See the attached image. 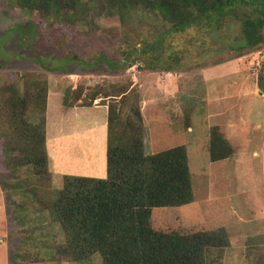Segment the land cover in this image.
Wrapping results in <instances>:
<instances>
[{
    "label": "rangeland",
    "instance_id": "1",
    "mask_svg": "<svg viewBox=\"0 0 264 264\" xmlns=\"http://www.w3.org/2000/svg\"><path fill=\"white\" fill-rule=\"evenodd\" d=\"M242 11L253 14L250 6L241 7L239 16L229 15L222 25L200 22L173 32L147 11L131 10L125 18L107 13L102 0H89L73 23L56 17L46 22L0 0V88L45 82L62 99L68 91L77 92V100L69 96L73 104L92 102L96 92L93 102L127 109L118 110L122 119L131 103L137 105L146 153L186 146L195 195L189 204L153 208V226L179 232L225 228L229 245L216 264H264V92L259 87L264 43L243 46ZM133 59L136 64L130 66ZM116 85L127 95L138 93L137 102L131 95L121 104ZM213 126L233 147L218 161H211L208 150ZM2 144L0 139V264H102L99 253L82 262L47 256V233L56 231L60 243L65 238L59 222L40 225L39 219L51 223L46 210L25 216V229L35 227L32 231L19 227L7 202H25V194L35 192L36 179L31 166L11 175ZM61 177L44 176L39 196L47 200L63 185ZM17 179L24 181L22 189L12 186ZM15 247L40 252L8 261Z\"/></svg>",
    "mask_w": 264,
    "mask_h": 264
},
{
    "label": "trees",
    "instance_id": "2",
    "mask_svg": "<svg viewBox=\"0 0 264 264\" xmlns=\"http://www.w3.org/2000/svg\"><path fill=\"white\" fill-rule=\"evenodd\" d=\"M8 1L46 22L56 17L73 23V17L82 16L89 6V0ZM102 1L107 13H118L121 18L127 17L131 10L158 15L157 19L167 24L164 30L173 32L185 31L200 22L222 25L229 15H238L241 7L250 6L253 14L242 11L240 18L245 37L243 46L252 49L264 43V0ZM134 64L135 59L130 61V66ZM31 85V88H19L10 84L0 88L1 153L11 175L31 166L32 178L36 179L35 192L31 195L23 192L27 197L25 202H7L19 227L32 231L35 227L25 229L28 225L25 216L45 210L51 215V223L39 219L40 225L59 222L62 227L65 242L56 241L58 233L53 229L47 233L51 242L46 244L47 256L82 262L99 253L102 264H216L220 250L229 245L225 228L179 232L153 226V208L189 204L195 195L186 146L146 153L142 112L133 103L123 119L119 111L127 110L124 106L119 111L112 106L108 108L107 176L66 174L63 185L54 189L47 200L40 197L39 182L52 174L46 141L48 87L45 82L32 81ZM120 87L112 88L122 95L121 104L131 99V95L137 102L138 93L132 91L127 95L126 88ZM259 87L264 92V77L259 78ZM71 92L64 94V105L73 104L69 96L74 91ZM75 93V99L79 98ZM95 94L92 102L80 105H92ZM36 108L40 110L37 115ZM208 150L211 161L225 159L233 153V147L218 126L211 128ZM23 182L17 179L12 186L22 189ZM29 199L33 203H27ZM36 251L15 247L8 261L36 258L40 252Z\"/></svg>",
    "mask_w": 264,
    "mask_h": 264
},
{
    "label": "crops",
    "instance_id": "3",
    "mask_svg": "<svg viewBox=\"0 0 264 264\" xmlns=\"http://www.w3.org/2000/svg\"><path fill=\"white\" fill-rule=\"evenodd\" d=\"M108 106L64 105L62 94L49 89L46 141L52 177L107 176ZM63 183V180L61 181Z\"/></svg>",
    "mask_w": 264,
    "mask_h": 264
},
{
    "label": "water",
    "instance_id": "4",
    "mask_svg": "<svg viewBox=\"0 0 264 264\" xmlns=\"http://www.w3.org/2000/svg\"><path fill=\"white\" fill-rule=\"evenodd\" d=\"M261 93V92H260Z\"/></svg>",
    "mask_w": 264,
    "mask_h": 264
}]
</instances>
